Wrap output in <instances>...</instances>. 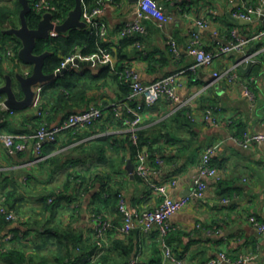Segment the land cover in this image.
Listing matches in <instances>:
<instances>
[{
  "label": "crops",
  "instance_id": "obj_1",
  "mask_svg": "<svg viewBox=\"0 0 264 264\" xmlns=\"http://www.w3.org/2000/svg\"><path fill=\"white\" fill-rule=\"evenodd\" d=\"M158 1L170 20L162 29L149 22L146 35L122 37L120 33L135 19L137 0L108 2L98 19L103 26L99 33L104 45L115 50L127 39L121 48L122 64L137 72L143 83L151 84L167 75L186 71L177 88L179 102L163 96L156 105L144 109L138 128L139 134L148 138L155 150L165 151L170 158L161 171L153 174L154 181L174 182L168 188L174 199L190 196L199 178L202 152L209 146L214 148L212 162L222 178L207 179L205 196L192 199L171 217L176 239L170 240L171 248L175 257L186 264H204L219 253L234 261L257 255L248 264H264V235L249 221L254 216L264 222V144L249 147L242 144L245 135L264 132V36H258L264 30V19L245 24L231 21L229 16L240 8L242 0L232 3L229 0ZM244 1L264 6V0ZM13 4L14 0H0V7ZM13 21L16 27L20 26V18ZM198 21L205 25H199ZM6 27L4 30L14 28L9 24ZM234 33L248 40L243 53L220 57L209 69L187 71L195 62L187 52L194 35L200 37L204 48L213 50L216 45L231 40ZM171 40L180 51L178 59L171 54ZM0 45L10 50L12 41H1ZM244 57H251L255 63L248 68ZM11 59L2 65L0 89L6 84V76L13 74L14 90L21 94L15 75L29 73L32 66L19 60L13 63ZM87 62L70 69L98 74L104 66L96 58ZM44 85L35 88L33 105L21 111L9 112L3 108L6 94L0 92V131L31 136L41 121L37 116L39 110L49 111V117L54 118L53 127L62 123L65 112L54 111L56 106L42 97L40 90ZM121 98L117 78L107 79L104 85L89 91L87 103L79 102L66 111L78 113L96 105L105 111L103 121L93 130L65 131L59 142L47 144L40 155L32 140L25 152L13 156L0 145V204L11 195L16 201L15 209L21 214V220L0 223V264H19L16 254L15 262L5 260V254L12 251L24 255L26 264H57L55 254L60 243L57 235L61 232L77 233L84 242L93 245L97 216L114 226L121 224L111 192L120 190L129 208L153 210L158 206L162 198L127 171L129 152L118 148L120 152L116 153L117 146L108 145L123 143L130 133L124 113L119 117L110 110L115 103L123 101ZM211 106L218 111L217 125L203 120ZM184 108H189L188 116L178 117ZM76 132L82 136L79 140L74 137ZM98 147L106 148L105 158L100 156ZM68 182H72V190L68 188L66 192ZM54 192H65L66 199H62L56 212L50 213L42 208L41 199ZM14 230L18 231L19 239H14ZM113 236L114 233L108 234L109 239ZM68 243L65 246L71 247ZM139 243V264L157 261L164 264L155 234H142Z\"/></svg>",
  "mask_w": 264,
  "mask_h": 264
},
{
  "label": "built area",
  "instance_id": "obj_2",
  "mask_svg": "<svg viewBox=\"0 0 264 264\" xmlns=\"http://www.w3.org/2000/svg\"><path fill=\"white\" fill-rule=\"evenodd\" d=\"M113 0H97V6L91 11L84 10L82 20L86 23L89 29H98L103 31L102 23L99 21V16L103 11L106 3ZM231 3L235 0H229ZM33 9L42 14V17L56 10L48 0H36L33 3ZM264 6H254L248 2L242 0L240 8L234 13V17L238 20L247 22H255L263 17ZM54 17V16H53ZM264 19V18H263ZM170 18L165 12L164 7L158 0H137V14L133 21L127 23L121 29V36H133V35H146L148 33L147 24L153 23L157 28L162 29ZM54 24H61L60 19L53 18ZM199 25H205V22L198 21ZM59 34L51 32V37H57ZM259 37L264 36V30L260 31ZM248 40L239 38L236 34H233V38L225 43L216 45L215 49L209 51L201 45V39L198 35H194L192 44L188 48V54L195 59L193 65H191L187 71H196L201 68H211L217 59L220 57L228 56L232 53H243L245 45ZM172 55L175 59L180 57V51L175 43L171 40L169 42ZM9 56H14L10 51H7ZM96 58L104 65H108L114 71L116 68L115 58L106 50L100 49L99 53L84 57L78 51L71 56L64 59L60 69L66 68L67 65L72 64L75 60L87 61ZM244 61L249 64L255 63L251 57H244ZM0 61L2 64L7 62V55L4 50H1L0 46ZM186 71L173 73L167 75L151 84H145L141 81L140 75L132 70V68H126L122 75H124L125 84L131 89V94L125 101L115 103L111 106V110L116 116H121L122 113L132 115V119L124 120L129 126L130 140L132 144H138V128L142 120L143 111L146 107L156 105L159 100L166 96L173 102H179L177 94V88L180 85V79ZM27 74V73H26ZM219 77L218 74H215ZM42 89V88H41ZM41 91V90H40ZM246 93L252 97L249 90L246 89ZM141 99V101L139 100ZM139 100V101H138ZM3 108L4 103L1 104ZM7 109V108H6ZM8 110V109H7ZM13 112V111H9ZM46 110H39L37 112L38 118L41 120L39 127L31 136H16L0 131V145L4 147L7 154L10 156L23 153L27 149L29 140L34 141L35 150L40 155L42 153L43 146L45 144L56 143L61 135L68 129H75L77 131L86 129L96 123H100L105 118V112L102 108L91 105L82 112L72 113L67 119H65L59 126L49 125L45 119L47 117ZM203 120L217 125L218 123V111L216 107H210L206 110ZM244 147H249L252 144H264V132H253L245 135L242 139ZM214 154V148L207 147L201 155L199 165V178L195 182L194 189L190 196L182 199H174L170 197L168 188L174 182L159 184L154 181L153 174L157 171L154 170L152 164L153 160L146 150H142L136 155L134 162V173L141 178L148 187L159 197L161 201L158 206L153 210H140L138 208H129L126 205L125 198L122 194L118 196V211L121 216V224L114 226L109 221H103L98 216L96 217L95 228V242L96 251L90 257V261L94 262L99 259L104 251L108 248V234L114 232L119 236H127L134 230H139L141 234L147 235L154 232L159 233L162 259L164 264H186L182 259L174 257L170 248L167 247L163 238L173 230V225L170 222L171 217L184 209L192 199H201L205 196L208 185L207 179L214 181L221 180L222 176L218 168L212 165V158ZM156 163L160 166L163 165V160L158 156L156 157ZM159 172V171H158ZM1 175V173H0ZM54 197L49 199L51 203ZM228 203L227 200L223 201ZM0 215H3L9 222L16 221L17 216L14 212L10 211L5 205V199H2L0 204ZM250 223L256 228V230L264 235V222H260L258 218L251 216L249 218ZM10 239V238H8ZM257 255H251L241 257L234 261L225 253H219L217 257L211 258L204 264H248L251 260L255 259ZM132 264H137V260Z\"/></svg>",
  "mask_w": 264,
  "mask_h": 264
},
{
  "label": "trees",
  "instance_id": "obj_3",
  "mask_svg": "<svg viewBox=\"0 0 264 264\" xmlns=\"http://www.w3.org/2000/svg\"><path fill=\"white\" fill-rule=\"evenodd\" d=\"M30 5L32 7V11L27 16V22L31 29H35L38 26V23L42 19V14L37 13L33 9V3L36 0H29ZM49 3L55 7V11L53 12V18L60 19L62 22L65 20V18L68 16L69 12L74 9L75 7V0H48ZM93 1V2H92ZM121 0H113L112 2H119ZM97 0H83V7L84 10L91 11L94 9L97 4ZM21 5L19 1L12 6L9 5H3L0 7V43L6 42L8 40L12 41L11 49L5 50L2 45L1 50H4V53L7 55V60L11 59V62L14 63L15 60H18V52L22 47L21 42L15 38L14 36H8L4 35L2 32L4 29H6V25L9 24L12 27H16L14 24V19L19 18V14L21 12ZM127 43V39L122 42V45L115 48L113 50L112 48L104 45L101 42L100 39V33L98 29H73L65 34H59L57 37H50L47 40H39L37 42V46L34 50V53L37 55H40L44 52H49L50 55L45 60L44 65V72L46 74H52L55 73L58 69H60L62 62L67 57L71 56L72 54L76 52H80L81 55L84 57H88L94 54L99 53L100 49H104L108 51L116 61V68L113 71L110 66L104 65L101 68V71L98 74H94L92 71H85V72H78L75 69H69L63 76L55 79L52 82L47 83L44 85V87L41 90V95L44 99L49 100L50 103L54 104L56 108L54 107V111H63L65 112L63 114V122L67 117L70 115L71 110L66 111L68 108L73 107L74 105L78 104L79 102L84 104L88 101L89 91L92 89L95 90L96 88H99V85H104L107 79L110 78H117L120 82V90L122 94L121 100L125 101L129 95L131 94V89L128 85L125 84L124 81V75H122V72L129 68L128 66H124L122 64V50L121 48ZM205 50L209 51L210 49ZM7 51L11 52L14 56H9L7 54ZM171 51V49H170ZM172 54V52H171ZM181 56V55H180ZM2 62L0 61V72L2 71L3 66ZM32 70L29 72L31 74ZM2 74V72L0 73ZM13 77L14 75L11 74ZM18 98H22V93L17 94ZM53 106V105H52ZM102 108V107H100ZM103 109V108H102ZM104 110V109H103ZM111 110V109H110ZM112 111V110H111ZM82 112V111H81ZM105 112V111H104ZM190 112L189 108L181 109L178 113V117L188 116V113ZM47 117L45 121L52 125L54 122V118L49 117V111H47ZM114 115V113H112ZM124 120H130L132 119V115L124 113L123 115ZM41 123V122H40ZM39 123V125H40ZM38 125V127H39ZM99 123H96L86 129L83 130H93L95 129ZM68 130H75V129H68ZM79 130V131H83ZM67 131V130H66ZM77 131V130H76ZM79 132H76L74 136L76 140H79L82 136L78 135ZM91 136V135H90ZM138 144H132V141L130 140V133L128 134L127 140L123 141V143H118V145L110 144L108 143L109 147L115 148L116 147V153L120 152L117 151L118 148H121L124 151L129 152L130 159L135 162L136 155L141 152L142 150H146L149 155L151 156L153 160V168L155 171H161L162 166L158 165L156 163V157H160L163 160V164H167L170 160L168 154L162 150H155L152 145L150 144L148 138H145L141 136V134H138ZM59 140V139H58ZM59 142V141H57ZM56 142V143H57ZM48 144V143H47ZM45 144L42 149V153L45 151ZM55 144V143H52ZM51 144V145H52ZM96 149L93 147V150ZM97 149H101L100 156H103L105 158L106 154V148L105 147H98ZM108 149V148H107ZM44 156V154H43ZM212 165L214 163L212 162ZM135 175V174H134ZM72 176V174H71ZM135 180H142L137 175H135ZM72 182H68L67 185H65V190L68 192L69 190H72L71 188ZM78 185V184H77ZM78 186H81L80 184ZM119 191L111 192L110 196H113V198L116 200V206L118 203V196L121 194ZM65 192H59V193H51L50 195L43 196L41 199L42 202V208L45 211H48L50 213L56 212L57 208L60 206L62 199L66 196L63 195ZM54 200L50 203L49 199L53 198ZM15 200L11 199V195L6 197L5 199V205L6 207L14 212L17 216V219L21 220V214L17 212ZM118 208V207H117ZM118 210V209H117ZM0 223L2 224H8L7 220L3 215H0ZM15 235L14 239H19V233L17 230H14ZM53 231H51L52 233ZM114 232H110V234H113ZM48 234V233H47ZM57 235L59 240V245L57 249V254H55L57 260V264H132L133 261L137 260V264H139V259L141 255V244L139 243V239L141 237V233L139 230H134L131 232V234L127 236H119L116 235L113 236L111 239L108 238V248L104 251L103 255L97 259L94 262L90 261V257L95 253L96 251V242L93 243V245H88L84 240L82 239V236L74 233L72 231H68L67 233L61 232ZM155 237L159 239V245L161 246V241L159 238V233L154 232ZM173 230L170 231L163 240L165 241V244L168 248H170L173 256L175 257V251L171 248V242H174L176 239L173 237ZM64 240V243L62 242ZM70 242L68 244H71V247L65 246V242ZM162 250V248H161ZM15 254L18 257L19 264H26L24 261L25 256L17 253V251L9 252L8 254H5V260H7L8 263L15 262ZM31 262V261H30ZM43 263V262H42ZM41 263V264H42ZM155 264H160V261H157Z\"/></svg>",
  "mask_w": 264,
  "mask_h": 264
},
{
  "label": "water",
  "instance_id": "obj_4",
  "mask_svg": "<svg viewBox=\"0 0 264 264\" xmlns=\"http://www.w3.org/2000/svg\"><path fill=\"white\" fill-rule=\"evenodd\" d=\"M22 9L19 14L20 26L10 28L3 31L4 35L14 36L17 38L22 47L18 52V60L24 64L32 66L31 74L17 73L15 79L20 86L22 98L19 99L16 91L14 90V80L11 76H6V84L0 89V92L6 94V101L4 106L9 111H21L28 109L33 105L36 95L35 88L40 85L43 86L55 79L63 76L73 65H87V61L75 60L72 64L67 65L60 71H56L52 74H46L44 72L45 60L49 57V52H44L40 55L34 53L39 40H47L51 37V32L58 34H65L73 29H86L87 25L82 20L84 7L83 0H75V7L72 9L68 16L61 24L53 23V14H45L41 21L38 23L37 28L31 29L27 22V16L32 11L29 0H18ZM230 20L236 24H245L247 21L238 20L233 16H229ZM264 18V11L263 17ZM251 64H248V68ZM127 171L134 177V165L131 160H128Z\"/></svg>",
  "mask_w": 264,
  "mask_h": 264
},
{
  "label": "rangeland",
  "instance_id": "obj_5",
  "mask_svg": "<svg viewBox=\"0 0 264 264\" xmlns=\"http://www.w3.org/2000/svg\"><path fill=\"white\" fill-rule=\"evenodd\" d=\"M15 4L17 3V0H14ZM10 5V4H9ZM7 26V25H6Z\"/></svg>",
  "mask_w": 264,
  "mask_h": 264
}]
</instances>
